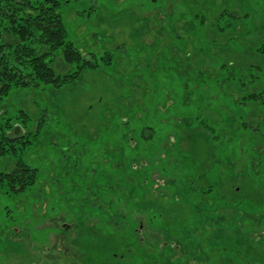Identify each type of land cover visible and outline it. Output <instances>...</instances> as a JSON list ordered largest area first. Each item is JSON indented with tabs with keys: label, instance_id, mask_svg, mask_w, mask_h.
<instances>
[{
	"label": "rangeland",
	"instance_id": "rangeland-1",
	"mask_svg": "<svg viewBox=\"0 0 264 264\" xmlns=\"http://www.w3.org/2000/svg\"><path fill=\"white\" fill-rule=\"evenodd\" d=\"M61 13L86 56L113 59L0 101V136L38 132L0 156V173L22 160L38 176L0 185V264H220L213 247H264V0H70ZM120 182L134 197L117 215Z\"/></svg>",
	"mask_w": 264,
	"mask_h": 264
},
{
	"label": "trees",
	"instance_id": "trees-1",
	"mask_svg": "<svg viewBox=\"0 0 264 264\" xmlns=\"http://www.w3.org/2000/svg\"><path fill=\"white\" fill-rule=\"evenodd\" d=\"M69 2L70 0H0V101L10 95L13 87L37 88L40 85H50L62 88L73 83L83 71L95 70L112 62V52L106 51L101 57L95 54L86 56L69 39L61 13V8ZM262 94L264 96L262 91L255 93L253 98L258 99ZM8 126L9 130L0 136V156L16 155L38 136V132L32 134L30 130H26L27 126L22 130L17 126ZM13 129L14 136H10ZM207 131L210 134L211 131ZM19 143L21 147H18ZM152 175L151 172L147 173L146 179L152 181ZM161 175L164 173L161 172ZM193 176L192 181H196ZM37 181V169L22 160L17 161L11 172L0 173V185L6 184L8 192L24 191ZM148 183L149 181L146 184ZM207 185L198 193L199 196L211 194L212 189H207ZM191 188L198 189L194 185ZM115 194L117 197L114 198L120 204L114 208V214L118 215L126 211L124 202H127L128 195L133 198L134 194L126 191L124 182H120Z\"/></svg>",
	"mask_w": 264,
	"mask_h": 264
},
{
	"label": "flooded vegetation",
	"instance_id": "flooded-vegetation-1",
	"mask_svg": "<svg viewBox=\"0 0 264 264\" xmlns=\"http://www.w3.org/2000/svg\"><path fill=\"white\" fill-rule=\"evenodd\" d=\"M140 228H142V224L140 225ZM169 248L172 250V253H175V254H176V252H174L175 249H179V247L159 246V248L157 250L160 252V254H163L162 257H165V255H167L166 249H169ZM211 250L217 256L220 254L219 262H216V263H220V264H253V262H254L253 260H256V262L258 261L256 258L259 255V253H264V247L259 248L258 246H249L247 249L248 252L246 253L247 254L246 256L237 254L235 256L229 255L231 257L227 256L228 257L227 258V257H222V253L227 252L226 248H224V247H213V248H211ZM191 252L192 253H190V254L187 253V255L191 256L192 261L198 260L197 261L198 263H201V262L211 263V261H212V260H210V256H208V254L203 251L202 247L197 248L196 246H193L191 248ZM200 252H203V254H201ZM249 252L250 253L252 252L251 255ZM174 257H176V256H174ZM256 262H254V264ZM161 263L163 264L164 262L162 261Z\"/></svg>",
	"mask_w": 264,
	"mask_h": 264
}]
</instances>
